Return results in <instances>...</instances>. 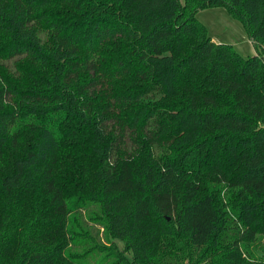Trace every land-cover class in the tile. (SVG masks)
<instances>
[{
  "label": "trees",
  "instance_id": "obj_1",
  "mask_svg": "<svg viewBox=\"0 0 264 264\" xmlns=\"http://www.w3.org/2000/svg\"><path fill=\"white\" fill-rule=\"evenodd\" d=\"M0 264H264V0H0Z\"/></svg>",
  "mask_w": 264,
  "mask_h": 264
},
{
  "label": "rangeland",
  "instance_id": "obj_2",
  "mask_svg": "<svg viewBox=\"0 0 264 264\" xmlns=\"http://www.w3.org/2000/svg\"><path fill=\"white\" fill-rule=\"evenodd\" d=\"M197 19L202 22L212 40L216 43L232 44L234 49L243 56L256 53L254 44L249 39L242 23L233 18L223 7H212L199 10ZM118 248L123 249V244L114 240Z\"/></svg>",
  "mask_w": 264,
  "mask_h": 264
}]
</instances>
